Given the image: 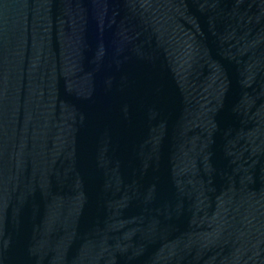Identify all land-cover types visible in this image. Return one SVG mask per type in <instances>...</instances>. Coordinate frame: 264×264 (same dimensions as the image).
I'll list each match as a JSON object with an SVG mask.
<instances>
[{"label":"water","instance_id":"water-1","mask_svg":"<svg viewBox=\"0 0 264 264\" xmlns=\"http://www.w3.org/2000/svg\"><path fill=\"white\" fill-rule=\"evenodd\" d=\"M0 264H264V0H0Z\"/></svg>","mask_w":264,"mask_h":264}]
</instances>
